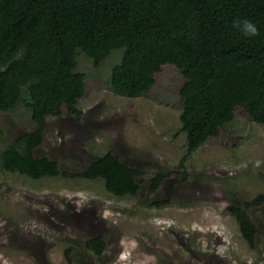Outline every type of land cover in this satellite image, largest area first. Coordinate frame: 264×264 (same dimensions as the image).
<instances>
[{
  "label": "rangeland",
  "instance_id": "1",
  "mask_svg": "<svg viewBox=\"0 0 264 264\" xmlns=\"http://www.w3.org/2000/svg\"><path fill=\"white\" fill-rule=\"evenodd\" d=\"M121 56L117 51L96 68L79 55V71L87 74L82 115L64 109L49 118L35 151L59 163V178L0 172V264H71L68 249L75 264H264V204L249 210L260 231L254 247L229 211L264 194V125L238 107L234 121L186 159L184 176V76L165 65L146 94L119 95L110 74ZM34 129L23 105L0 113V154ZM108 151L143 172L137 196L116 197L104 180L77 177ZM159 173L169 176L153 193L149 179ZM159 199L170 205L154 209ZM98 237L108 246L102 256L85 246Z\"/></svg>",
  "mask_w": 264,
  "mask_h": 264
},
{
  "label": "trees",
  "instance_id": "2",
  "mask_svg": "<svg viewBox=\"0 0 264 264\" xmlns=\"http://www.w3.org/2000/svg\"><path fill=\"white\" fill-rule=\"evenodd\" d=\"M235 19L252 21L259 35L244 37L233 27ZM117 51L121 61L110 80L119 95L146 94L165 65L184 76V176L186 159L219 136L238 107L264 125V0H0V113L23 105L35 126L0 154V172L35 181L61 176L56 160L35 156L45 143L47 121L61 118L64 109L82 115L87 74L79 71V55L99 68ZM142 175L111 151L77 173L89 181L104 180L108 193L121 198L139 194ZM168 176L149 179L153 193ZM262 204L264 194L229 207L250 247L260 231L249 210ZM169 205V200L152 202L154 209ZM85 246L97 256L108 247L101 237ZM66 259L76 263L70 249Z\"/></svg>",
  "mask_w": 264,
  "mask_h": 264
},
{
  "label": "clouds",
  "instance_id": "3",
  "mask_svg": "<svg viewBox=\"0 0 264 264\" xmlns=\"http://www.w3.org/2000/svg\"><path fill=\"white\" fill-rule=\"evenodd\" d=\"M233 27L242 33L246 38H253L259 35V30L255 23L248 19H235Z\"/></svg>",
  "mask_w": 264,
  "mask_h": 264
}]
</instances>
